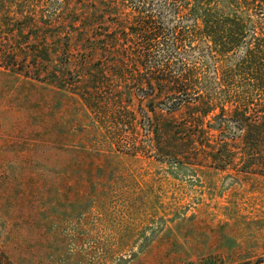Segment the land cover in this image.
Here are the masks:
<instances>
[{"label":"rangeland","instance_id":"1","mask_svg":"<svg viewBox=\"0 0 264 264\" xmlns=\"http://www.w3.org/2000/svg\"><path fill=\"white\" fill-rule=\"evenodd\" d=\"M197 17L188 0H0V264L264 256V97L226 79L245 43L212 52ZM169 110L199 119L197 158L151 147Z\"/></svg>","mask_w":264,"mask_h":264},{"label":"trees","instance_id":"2","mask_svg":"<svg viewBox=\"0 0 264 264\" xmlns=\"http://www.w3.org/2000/svg\"><path fill=\"white\" fill-rule=\"evenodd\" d=\"M192 1L193 8L195 7L200 12V17H197L192 28V33L189 32L191 37H204L210 44L212 52L218 55H225L245 43V52L242 61L238 63L235 69L231 70L232 74H227L226 79L237 77L239 83L242 82L249 88H255V91L260 93L261 97H264V28L258 30L252 29L246 30L248 22H244L242 18L236 14L232 16H215L212 12V1L215 0H188ZM231 7L238 11H249L251 8H257L259 13L264 14V0H229ZM258 4V5H255ZM191 5V4H190ZM54 75V74H53ZM56 77V76H54ZM170 89V88H169ZM171 90V89H170ZM169 93L174 94L175 92ZM171 94V95H172ZM189 103L188 101H185ZM264 109V105H262ZM206 111H211L210 108H206ZM235 109V112L241 114L243 121H251L246 117L247 110L243 107L241 109ZM240 110V111H239ZM257 111L256 109H254ZM205 111V112H206ZM168 118H163L160 126L155 124L150 134L153 135L151 140V147L157 150L163 157L170 159L173 162L179 163L183 159L197 158V151L194 148L196 144L195 133L198 132V121L194 117H191L189 121L186 119L181 121H175L173 118L174 111L168 112ZM260 113V112H259ZM264 113V111H261ZM125 116L122 117V119ZM264 120V114L263 118ZM253 120L254 127H258L259 122ZM252 122V121H251ZM262 124V123H261ZM257 125V126H255ZM119 127L121 131L127 129V124L120 122ZM200 131V130H199ZM188 148L187 154H183L184 148ZM8 264V263H6ZM186 264H264V256L255 258H245L234 262H225L221 258L208 255L201 258L198 262H188Z\"/></svg>","mask_w":264,"mask_h":264}]
</instances>
